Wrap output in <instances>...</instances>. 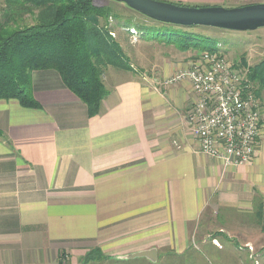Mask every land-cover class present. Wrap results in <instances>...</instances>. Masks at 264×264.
Returning a JSON list of instances; mask_svg holds the SVG:
<instances>
[{"label":"crops","instance_id":"0c3cea01","mask_svg":"<svg viewBox=\"0 0 264 264\" xmlns=\"http://www.w3.org/2000/svg\"><path fill=\"white\" fill-rule=\"evenodd\" d=\"M30 78L37 108L0 99L9 140L0 137V264H210L191 253L199 227L226 212L251 216L255 196L264 197V142L247 165L224 167L202 153L188 80L109 66L107 93L89 117L56 70ZM147 250L151 258L133 256Z\"/></svg>","mask_w":264,"mask_h":264},{"label":"trees","instance_id":"16d2710c","mask_svg":"<svg viewBox=\"0 0 264 264\" xmlns=\"http://www.w3.org/2000/svg\"><path fill=\"white\" fill-rule=\"evenodd\" d=\"M126 8L145 20L162 24ZM0 11L4 19L0 20V99H15L27 108L38 107L32 95L31 72L54 69L63 85L85 104L89 117L98 113L107 93L102 80L105 69L112 66L134 71L120 43L107 27L111 16L120 27L138 29L141 37L160 36L162 40V36H167L165 41L174 42L184 52L196 44L193 40L203 35L171 24H164L171 28L165 30L159 26L130 23L128 18L121 21L110 7L96 5L95 0H0ZM22 14L34 20L18 26L16 20ZM217 50L225 53L221 48ZM231 62L245 82L251 84L253 94L263 105L264 59L254 65H248L243 57L231 59ZM0 137L9 143L1 129ZM251 217L264 235V197L255 196ZM96 252H87L83 260H90Z\"/></svg>","mask_w":264,"mask_h":264},{"label":"rangeland","instance_id":"374dc122","mask_svg":"<svg viewBox=\"0 0 264 264\" xmlns=\"http://www.w3.org/2000/svg\"><path fill=\"white\" fill-rule=\"evenodd\" d=\"M95 3L96 5L110 7L116 15L121 17V21L128 18L131 20L130 23H144L151 27L159 26L162 29L171 30L170 26L164 24L160 26L155 22L145 20L137 13L127 9L123 3L113 0H95ZM183 5L187 4L184 3ZM1 15L0 11V20L2 21L4 19ZM111 17L108 20L107 27L112 32L113 37L120 43L133 70L141 74L147 72L150 77H154V80L156 78L162 79V83H167L173 73L183 69L188 63L189 57L197 56L204 50L213 51L221 48L225 51L224 55L230 60H238L243 57L248 65H254L264 59V27L252 31H230L200 26L181 27L175 25L174 27L182 30L203 34L197 37V40H193V43L196 44L188 49V53H184L174 42L165 41L167 36H162V40L160 36L159 38L141 37V33L137 31L138 29L120 27L117 20ZM32 20H34L32 16L22 14L16 22L19 26L31 23ZM101 21L104 23L103 20ZM102 22L101 24H103ZM168 84L170 83L168 82ZM262 95L264 98V91H262ZM262 113L264 117V104ZM261 141L264 142V134ZM258 152L259 148L252 162L255 161ZM192 244L194 246L191 253H193L196 260L207 257L210 264H253L255 254L259 253L260 248L264 247V235L249 214L234 212L229 214L226 212L221 218L214 217L210 223L200 226L193 237ZM250 249H253L251 254ZM177 261L168 263L184 264L182 260ZM260 262L263 263V258H260Z\"/></svg>","mask_w":264,"mask_h":264},{"label":"built area","instance_id":"2783aa9c","mask_svg":"<svg viewBox=\"0 0 264 264\" xmlns=\"http://www.w3.org/2000/svg\"><path fill=\"white\" fill-rule=\"evenodd\" d=\"M187 62L168 81L190 83L195 101L188 120L200 150L226 167L250 164L264 134L263 105L251 84L220 50L202 51ZM260 258L264 264L263 250L253 264H261Z\"/></svg>","mask_w":264,"mask_h":264},{"label":"water","instance_id":"95a60500","mask_svg":"<svg viewBox=\"0 0 264 264\" xmlns=\"http://www.w3.org/2000/svg\"><path fill=\"white\" fill-rule=\"evenodd\" d=\"M162 23L181 27L200 26L230 31H252L264 27V2L235 7L189 6L164 0H113ZM154 250L136 253L133 256L151 258Z\"/></svg>","mask_w":264,"mask_h":264}]
</instances>
